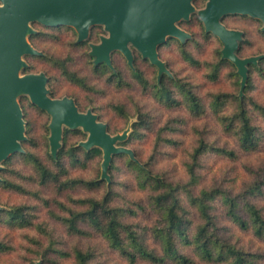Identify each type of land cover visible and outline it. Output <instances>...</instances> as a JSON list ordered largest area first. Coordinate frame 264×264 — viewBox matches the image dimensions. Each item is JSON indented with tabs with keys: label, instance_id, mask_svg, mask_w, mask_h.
Wrapping results in <instances>:
<instances>
[{
	"label": "trees",
	"instance_id": "1",
	"mask_svg": "<svg viewBox=\"0 0 264 264\" xmlns=\"http://www.w3.org/2000/svg\"><path fill=\"white\" fill-rule=\"evenodd\" d=\"M205 2L206 0H195L194 5L197 12L192 14L189 20H183L179 23L182 29L190 33L191 37L189 39L181 41L170 35L165 38L166 46L177 42L182 57L192 65H199L201 62L186 47L194 35L193 22L202 24L198 10L205 6ZM229 17L231 16L224 17L222 22L225 24V20ZM242 17L244 18V16ZM40 26L46 29L54 28L55 31L53 32H64V29H62L64 27H50L44 24H40ZM35 30V33L30 35L29 39L32 46L40 54L31 57L25 56L29 60H27L28 66L23 70V73L43 72H33V65L30 60L34 57L44 56L43 51L39 50L34 43V39L41 35L38 29ZM236 30L242 32L236 54L241 58L249 57L242 52L246 42V32L242 29L236 28ZM96 32L98 33V37L93 39V35ZM105 32L102 25H97L92 28L86 40L77 41V43L89 44L91 48L92 44L100 42L99 33ZM261 32L264 36V31L262 30ZM165 47L161 44L158 48V53L160 60L164 62L169 72H163L160 77L158 75L155 76L154 80L148 77L149 75L139 67L138 63L139 61L148 62L155 71H158V67L152 65L148 58H142L141 53L137 49L132 48L134 61L131 71L133 76L142 85L144 91L151 90L161 103L167 106L179 107L183 105L189 112L201 114L204 112L205 106L197 94L194 84L191 80L184 79L178 76L177 73L172 72L171 64L164 59ZM92 58L94 60L93 56ZM53 59L55 63L60 62L63 74L73 83L86 89L92 88L84 76L69 69L68 59ZM263 63L264 54L258 59V62L247 65L248 78L242 92L240 88L241 75L236 72L234 63L222 58L220 51L217 52L214 61L206 64V77L210 81H217L220 78L221 69L224 66L229 64L233 67L231 75L236 78L235 81L240 86L238 93L217 92L212 95L209 105L214 109L216 119L223 131L234 136L238 147L244 151L257 149L264 136V126H259L252 118V113L256 112L264 120V105L258 102L251 94L255 87L253 75L256 73L264 81ZM98 68L102 72L108 71L107 79L110 83H115L118 87H123L127 84L121 72L114 65L113 55L111 57V65L103 63ZM44 73L49 79L48 88L50 96L53 98L66 96H58L57 89L53 87L51 76L46 72ZM68 97L74 99L80 111L86 112L88 110L83 109L77 98L69 95ZM19 101L26 122V139L22 142L23 151L13 155L2 164H9L16 156L29 158L34 161L36 166L34 168L40 182L43 184L53 183L56 185L58 191L75 187L97 188L103 183L106 184L104 192L99 197H73L70 195L69 199L74 206L58 202L64 213L51 212V214L65 226L68 233L78 236H88L92 233V230L98 232L105 239L107 245L118 252L129 264H136L142 261L149 264H163L168 261L175 264H196L198 261L204 264H264V253L253 251L242 245L238 239H233L228 234V225L224 222L230 221L242 230L251 231L254 236L264 243V211L255 202V197L264 195V167H248L251 177L248 181L243 180L242 185L238 189L235 188L237 186L235 182L237 179L234 176L227 179L229 181L224 178L223 181L213 182L208 186L201 185L202 174L198 166L203 155L209 152H217L236 157V153L232 149L209 143L202 131L195 128L198 136L196 144L188 153L189 159L184 162L187 178L184 181H174L164 173L156 171L151 167L152 161L160 153L161 145H174L178 143L175 138L162 135V132L167 127L173 129L172 126H168L167 124L156 131L154 148L148 161L141 159V155L137 149L128 146L131 141L140 138L143 135L142 132L151 126L149 114L138 108L137 117L131 125V131L127 139L119 143L121 146L132 149L136 159H132L126 153L115 155L108 168L110 181L102 179L101 175L100 178L97 177L95 179L71 176L70 168L64 166V156H68L73 162L84 164V161L96 155H102L103 159L102 149L94 146L87 150L79 144L67 147L66 138L71 131L64 127L61 146L56 156H53L51 153L49 140L50 158L58 167L46 166L31 152V146L35 142L30 132L34 128V123L29 117L28 106L37 108L42 113L46 114V112L32 104L30 98L26 95L21 96ZM229 104L233 105L232 109L227 108ZM113 108L118 114L128 119L124 104H113ZM92 111L98 115L99 120L103 121L101 114L96 112L95 108ZM104 123L107 124L110 134H117L118 130L111 128L113 126L111 121L108 120ZM49 132V128H46V133L48 134ZM73 132L84 134L80 128ZM81 152L84 153V159L79 157ZM117 157L127 158L129 173L133 177L135 188L146 193L145 203H143L142 199H126V196L122 197L123 199L125 198L123 204L117 203L116 200L120 195V191L115 187L117 180H115L113 175ZM6 172V167L0 169V185L5 188L23 190V187L19 183L10 181L5 177L4 173ZM225 182H227L226 185ZM29 209L30 207L27 205L8 207L1 205L0 224L19 226L21 228L37 227L39 230H42L47 238H49V243L46 246L36 237H31V240L40 246L41 251H37V253L44 260L55 253L60 256H72V264H95L97 255L94 249L75 246L72 253H70L59 248L53 232L47 226V223L35 224L32 221V214L29 212ZM146 209L153 211L157 215V219L153 225L149 227L143 226L139 222L126 219V216H135L139 210L144 211ZM194 214L197 216V221L193 219ZM148 237H152L157 247L149 245L147 241ZM10 248V245L0 239V252H5ZM43 259L40 264L44 263Z\"/></svg>",
	"mask_w": 264,
	"mask_h": 264
},
{
	"label": "rangeland",
	"instance_id": "2",
	"mask_svg": "<svg viewBox=\"0 0 264 264\" xmlns=\"http://www.w3.org/2000/svg\"><path fill=\"white\" fill-rule=\"evenodd\" d=\"M196 12L197 10L195 13ZM183 20L186 19H182L180 22ZM180 22L177 24L179 25ZM40 24L42 23H31L34 30L38 29L41 32V35L34 39V43L39 50L43 51L44 56L34 57L30 60L33 65V72L43 71L51 76L53 87L57 89L58 96L69 95L77 98L83 109L92 110L95 108L96 112L101 114L104 122L108 120L111 121L113 125L111 128L118 130L116 133H122L127 130L129 135L131 125L137 117L138 108L147 112L151 117V126L142 132L143 135L140 138L131 141L128 145L130 148L138 150L142 160L148 161L151 157L155 144L156 131L167 124L173 127V129L167 127L162 132V135L171 136L175 138L178 143L160 146V153L156 155V159L151 163V167H153L154 170L164 173L174 181L186 180L187 175L184 169V162L189 159L188 153L196 144L198 136L195 128L202 131L209 143L232 149L236 153V157L223 155L217 152H209L203 155L198 166L202 174L201 185L208 186L213 182L223 181L224 178L227 180L234 176V178L237 179L235 181L237 185L235 188L238 189L242 185L243 180L248 181L251 177L248 172V167H264V136L257 149L252 151L241 150L237 145L235 137L223 131L216 119L214 109L209 105L213 94L217 92L236 94L240 86L239 84L237 85L235 81L236 78L231 75L233 67L229 64L221 69L220 78L217 81H210L206 77V64L215 60L218 51L222 53L224 45L218 36L212 32L206 31L203 21L202 24L193 22L194 35L186 47L191 54L201 62L199 65H192L188 60L182 57L177 42L172 43L170 46H166V43L163 44L164 47L166 46L164 48V59L171 64L172 72L177 73L178 76L184 79L191 80L194 84L195 90L205 106V110L201 114H193L183 105L179 107L167 106L161 103L151 90L144 91L142 85L132 74L131 70L133 63L129 64L126 56L118 50L113 51L110 57L113 55L114 65L121 72L127 84L123 87H118L115 83H110L107 79L108 71L105 70L102 72V70L98 68L99 65L103 63L98 65L95 63V56L90 53V45L77 43L78 33L74 27H64L62 28L64 32L58 33L53 32L55 31L54 28L46 29L40 26ZM225 24L229 29L237 28L246 32V42L242 51L244 55L262 56V54H264V36L261 32L263 22L261 20L249 16H244L243 18L242 15H236L227 18ZM99 35L101 41V37L107 36L108 32L99 33ZM96 37H98L97 32L94 33L93 39ZM28 40L30 42L29 38ZM129 46L131 50L132 48L137 49L132 43H130ZM25 56L31 57L33 55L27 54ZM25 56L24 59L27 62L29 59ZM141 57L144 58L142 54ZM53 58L68 59L69 69L84 76L87 83L92 88H83L69 80L67 76L63 74L60 62L55 63ZM138 65L145 70L150 79L154 80L157 75L160 77L159 68L158 71H155L148 62L143 61H139ZM152 65L154 64L152 63ZM236 72H238L237 66ZM22 74H24L23 70ZM253 80L255 87L251 94L258 102L264 105V81L258 77L256 73L253 75ZM113 104H124L128 119L118 114V112L114 110ZM28 107L29 117L34 123V128L30 132L35 142L31 146V152L46 166L58 167L50 158L48 138L50 132L48 134L46 133V128H49L51 117L43 109L42 110L45 111L46 114L42 113L37 108ZM232 107V104L227 106L228 109H232ZM252 116L256 124L261 127L264 126V120L258 113L253 112ZM77 129H69L71 132L66 138L67 147L77 145L81 140L83 141L88 137V133L82 128L80 129L83 130L84 134L73 132ZM120 142L121 141H118L117 144L119 145ZM79 157L84 159V153L81 152ZM102 160V155H96L84 161V164H80L71 161L68 156L63 157L64 166L70 168L71 176L86 179L100 178L102 173ZM4 167L7 168V172L4 173L5 177L10 181L19 183L23 187V190L5 188L0 185V204L2 206L27 205L30 207L29 212L32 214V221L35 224L47 223V226L53 232L58 247L63 250L72 253L75 246L83 248L90 247L94 249L97 255L95 264H129L118 252L107 245L105 239L98 232L92 230V233L88 236H78L68 233L65 226L51 214V212H56L58 214L64 213L58 202L74 206L69 199L70 195L73 197L101 196L106 188L105 183L97 188L75 187L58 191L55 184H43L40 182L36 169L34 168L36 167L34 161L29 158L16 156L9 164L1 165V169ZM113 175L115 180H117L115 187L120 191V195L116 200L117 203L123 204L125 198L123 199L122 197L125 196L126 199H142L143 203H145L146 193L135 188L133 177L129 173L127 158H116ZM226 184L227 182H225V185ZM255 202L262 207L264 211V195L255 197ZM219 210H221V208H219ZM126 219L139 222L141 225L149 227L154 224L157 215L153 211L146 209L144 211L139 210L138 214L135 216H126ZM193 219L197 221V216L195 214L193 215ZM224 222L228 225V234L231 235L233 239H238L242 245L253 251L264 253V243L254 236L251 231L242 230L230 221ZM31 237H36L45 246L49 243V238L37 227L21 228L19 226L0 224V239L11 246L9 250L0 252V264L41 263L43 258L37 253V251H41V248L39 245L32 242ZM147 241L151 247H157L152 237H148ZM72 263V256H60L54 253L45 259L43 264ZM136 264L149 263L142 261ZM163 264L175 263L168 261ZM196 264L204 263L198 261Z\"/></svg>",
	"mask_w": 264,
	"mask_h": 264
},
{
	"label": "water",
	"instance_id": "3",
	"mask_svg": "<svg viewBox=\"0 0 264 264\" xmlns=\"http://www.w3.org/2000/svg\"><path fill=\"white\" fill-rule=\"evenodd\" d=\"M0 169L4 161L22 152L26 139V122L19 101L28 95L30 101L45 110L51 117L50 146L55 156L61 146L64 127L82 128L88 133L79 144L85 149L97 146L103 151L101 178L110 181L108 168L112 158L127 153L136 159L132 149L118 145L128 137V131L112 135L107 124L91 109L82 112L73 98H53L47 87L44 72L24 73L25 55L39 54L28 38L35 30L31 23L40 22L50 27H74L78 41L88 38L90 29L104 26L108 32L101 41L91 45L95 63L111 65V53L121 51L128 63H133L132 43L159 68V75L168 72L159 58L158 48L166 43V36L185 41L189 33L177 23L195 13L193 0H0ZM198 15L206 31L212 32L223 43L222 57L232 61L241 75V92L244 89L249 63L261 56L239 57L236 52L242 32L229 29L222 22L226 16H249L263 22L264 0H207ZM36 264H40L37 262Z\"/></svg>",
	"mask_w": 264,
	"mask_h": 264
},
{
	"label": "flooded vegetation",
	"instance_id": "4",
	"mask_svg": "<svg viewBox=\"0 0 264 264\" xmlns=\"http://www.w3.org/2000/svg\"><path fill=\"white\" fill-rule=\"evenodd\" d=\"M194 1H195V0H193V2H192V3H193V5H194ZM206 2H207V1H206ZM206 2H205V3H206ZM194 6H195V5H194ZM195 8H196V7H195Z\"/></svg>",
	"mask_w": 264,
	"mask_h": 264
}]
</instances>
